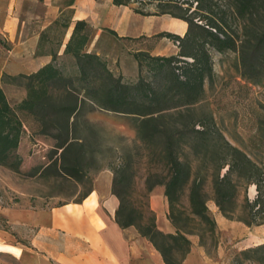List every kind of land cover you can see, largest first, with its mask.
Here are the masks:
<instances>
[{
    "label": "trees",
    "instance_id": "obj_1",
    "mask_svg": "<svg viewBox=\"0 0 264 264\" xmlns=\"http://www.w3.org/2000/svg\"><path fill=\"white\" fill-rule=\"evenodd\" d=\"M143 1L145 0H114L118 5ZM195 1L197 7L190 12V7H184L179 0H160L161 9L153 12L154 14H170L181 18L188 22L189 28L183 38L170 35L175 40H180L181 51L178 55L152 56L144 52L137 53L140 73L136 78L117 76L100 56L83 52L92 31L84 21L76 23L65 50L66 53L74 54V67L68 69L61 65L57 54L54 53L53 62L38 72L5 78H25L28 83L27 97L16 105L9 102L0 87V165L19 169L23 161L19 152L22 140L29 138L31 133L47 135L46 129L34 131L33 126L29 124L30 117L33 119L31 122L37 125L52 124L55 127L53 123H57V129L61 132L54 135V138L59 141L56 146L62 149L63 158L66 153L80 157L79 154L86 148V143L80 141L81 138L76 135L79 131L78 119L84 107L90 104L93 108L136 118L137 134L142 142H157V139L164 135V151L172 163L171 178L165 187V195L170 201L171 209L174 207L177 192L182 190L191 177L190 167L178 154L182 136H189L187 142L191 146L207 148L208 153L212 152L217 162L214 167L215 201L222 214L234 220L228 209L238 190V183L233 179V175L244 177L248 182H257L260 172L258 166L246 152L230 143L209 120L192 119L179 124V118H191L195 106L204 99L205 81L210 79L214 72L209 48L219 52L230 49L238 51L243 75L256 84L264 81V25L260 24L264 21V0H229L235 14L246 20L242 38L227 29L224 19L215 17L211 8L212 0ZM188 2L189 0L186 3L189 4ZM204 3L209 5L204 6ZM136 11L146 15L152 14L142 7H137ZM197 18H205L207 22L199 23ZM69 22V17L63 13L41 36L37 53L45 52L47 41L59 38L69 27ZM144 67L147 68L146 73ZM55 90L61 91L60 94L63 95L59 96L58 101L57 97L53 96ZM39 115L43 117L39 118ZM197 124L200 125L199 129L196 128ZM225 167L228 169L222 174ZM118 182L120 180L114 178L113 193L120 201L116 212L117 222L121 227L135 226L162 253L167 264H182L192 246L190 235H199L200 244L204 248L205 234L216 238L217 222L207 207L201 181L192 182L190 203L191 215L196 217L199 225H204L203 233L188 229L171 214L169 219L177 229L175 234L159 230L155 212L152 210L151 216L148 217L142 213L136 215V208L127 206L124 197L117 190ZM149 190L152 193L153 186H150ZM252 209L255 210L249 224H261L259 218L260 214L264 213V206L260 204V196ZM188 221H194V218L188 216ZM243 253L258 264H264V243L250 247Z\"/></svg>",
    "mask_w": 264,
    "mask_h": 264
},
{
    "label": "rangeland",
    "instance_id": "obj_2",
    "mask_svg": "<svg viewBox=\"0 0 264 264\" xmlns=\"http://www.w3.org/2000/svg\"><path fill=\"white\" fill-rule=\"evenodd\" d=\"M179 1L184 7H190V12L197 7L195 0L192 3L189 0L190 6L186 3L187 0ZM159 4L160 0L136 3L137 7L149 12L160 10ZM205 5L209 4L204 3ZM211 8L216 18L224 19L230 32L242 38L246 20L235 14L229 0H212ZM198 19L199 23L207 22L205 18ZM260 24L264 25V21ZM209 50L214 72L205 81L204 99L195 106L192 117L179 118V124L192 119L209 120L230 143L247 153L260 172L257 182H248L244 177L233 175L238 183V190L228 205L229 215L234 218L233 221L247 228L241 232H223L217 225L215 239L205 234V250L209 257L220 264H258L243 251L261 241L264 243V213L260 214L261 224H249L253 211L258 208L257 206L252 209L259 196L260 204L264 206V81L256 84L243 75L238 51L230 49L219 52L214 48ZM146 72L147 68L144 67V73ZM8 83V96L15 105L25 95L28 80L15 78L9 79ZM60 92H53L57 101L59 96H63ZM82 111L78 119L79 131L76 134L81 138L80 141L86 143V148L79 154L80 157L83 155L81 158L71 153H66L63 158L62 149L56 146L59 141L54 138V135L61 132L57 129V123H53L55 127L52 124L37 125L32 123L33 119L30 117L29 124L34 131L46 129L47 135L31 133L25 139L20 153L23 161L19 169L0 165V204L17 206L30 200L33 205L59 207L68 202H82L93 189L95 175L109 168L113 171L114 178L120 180L116 188L124 197L127 206L135 207L136 215L142 213L147 217L151 216L149 187L153 186L154 190L161 187L165 189L172 173V163L164 151V135L157 142L145 143L138 138L136 118L133 116L93 108L90 104ZM196 128L199 129L200 125L197 124ZM188 138L187 134L182 136L178 154L190 167L191 177L182 190L177 192L173 209L167 197L168 217L172 214L188 229L203 233L204 225H199L196 217L191 215L190 191L194 180L201 181L203 196L211 216L215 219L216 210L222 214L215 201L214 167L217 162L212 152L208 153L207 148L191 146L187 142ZM227 169L225 167L222 174ZM188 216L194 218V221L187 222ZM0 228L16 234L1 216ZM191 236L197 237L200 243L199 235L189 237ZM12 241L15 244L31 246L27 238L17 236ZM59 241H62L61 237Z\"/></svg>",
    "mask_w": 264,
    "mask_h": 264
},
{
    "label": "crops",
    "instance_id": "obj_3",
    "mask_svg": "<svg viewBox=\"0 0 264 264\" xmlns=\"http://www.w3.org/2000/svg\"><path fill=\"white\" fill-rule=\"evenodd\" d=\"M136 8V3L118 5L114 0H0V87L9 102L5 78L38 72L53 62L54 53L61 65L74 67V54L65 50L78 21L92 29L83 52L100 56L115 75L136 78L140 52L178 55L181 48L170 35L183 38L188 22L170 14H141ZM63 13L70 19L69 27L56 40L47 41L45 52L37 53L41 36ZM26 97L27 91L15 105ZM113 182V171L105 168L95 175L93 189L82 202L59 207L33 205L30 200L17 206L0 204V216L16 232L0 228V264H167L135 226L121 227L117 222L120 201ZM150 206L159 230L175 234L164 188L151 193ZM215 219L223 232L247 228L217 210ZM17 236L29 239L31 246L13 243ZM189 238L192 246L182 264H220L197 237Z\"/></svg>",
    "mask_w": 264,
    "mask_h": 264
},
{
    "label": "built area",
    "instance_id": "obj_4",
    "mask_svg": "<svg viewBox=\"0 0 264 264\" xmlns=\"http://www.w3.org/2000/svg\"><path fill=\"white\" fill-rule=\"evenodd\" d=\"M175 44H176L177 46H180V40H175Z\"/></svg>",
    "mask_w": 264,
    "mask_h": 264
}]
</instances>
